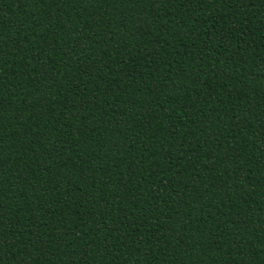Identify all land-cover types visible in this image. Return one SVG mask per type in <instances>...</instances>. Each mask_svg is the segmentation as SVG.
<instances>
[{
	"label": "trees",
	"instance_id": "16d2710c",
	"mask_svg": "<svg viewBox=\"0 0 264 264\" xmlns=\"http://www.w3.org/2000/svg\"><path fill=\"white\" fill-rule=\"evenodd\" d=\"M0 264H264V0H0Z\"/></svg>",
	"mask_w": 264,
	"mask_h": 264
}]
</instances>
